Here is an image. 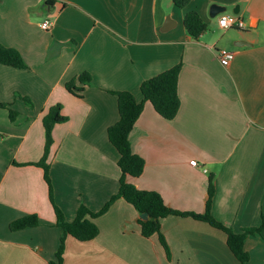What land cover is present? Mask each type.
Here are the masks:
<instances>
[{"label": "crops", "instance_id": "0c3cea01", "mask_svg": "<svg viewBox=\"0 0 264 264\" xmlns=\"http://www.w3.org/2000/svg\"><path fill=\"white\" fill-rule=\"evenodd\" d=\"M214 4L246 29H221L219 16L210 15ZM190 11L207 25L197 39L184 27ZM45 21L49 30L41 28ZM0 43L19 51L27 66L0 64V104L7 105L0 107V264H49L61 244L44 170L32 165L44 155L48 111L61 104L68 119L53 130L47 162L55 203L72 221L80 206L98 212L119 190V154L108 129L120 115L110 91L141 101L142 83L178 64L179 113L165 120L145 103L130 135L145 168L129 182L197 214L206 212L212 183L217 221L236 233L262 226L264 0H192L185 9L173 0H0ZM222 49L235 54L228 67L217 57ZM83 73L92 84L77 97L66 84ZM32 214L39 226L11 231L12 222ZM141 219L117 200L95 220L94 240L66 237L63 264H242L227 234L207 222L161 219L168 256L158 235H142ZM244 248L245 264H264V228Z\"/></svg>", "mask_w": 264, "mask_h": 264}, {"label": "trees", "instance_id": "16d2710c", "mask_svg": "<svg viewBox=\"0 0 264 264\" xmlns=\"http://www.w3.org/2000/svg\"><path fill=\"white\" fill-rule=\"evenodd\" d=\"M192 0H173L174 4L185 9ZM184 27L192 38H199L207 30V25L202 20L200 14L196 11H190L185 14ZM0 64L18 68H27L24 59L19 51L8 48L0 43ZM181 71V64L145 81L141 85V94L143 100L139 101L134 94L128 91H110L118 97L119 121L108 129V136L111 144L119 154L118 167L121 171L120 186L118 192L113 195L104 207L98 212H92L84 205L80 206L76 217L68 221L63 211L57 206L54 200V190L50 176V166L47 162L51 147L54 143L53 130L57 124L66 122L68 119L62 114V105L58 104L52 107L43 118L45 129V151L40 162L32 164L43 168L45 181L49 189V198L53 205L56 215V225L63 230V237L56 259L49 264H63L65 252V239L72 236L81 242L94 240L99 235V228L95 220L103 216L110 207L119 199H124L133 205L140 213H147L148 220H140L142 235L146 238L158 235L162 246L167 255H170L169 246L161 232V219L168 216L192 217L199 221L209 223L211 226L224 231L228 237V245L235 257L245 264L249 260V255L245 251L244 244L248 236L262 233L264 228V219L261 227L245 228L240 233H236L232 228L227 227L217 221L211 214L212 198L214 196V186L210 183L209 200L207 202L206 212L197 214L194 212H182L168 207L163 197L154 191L138 189L129 178L140 177L145 168V160L134 153L130 141V135L144 112L145 103L149 102L155 111L165 120H173L177 117L181 108V99L178 93V81ZM92 84V77L88 73H83L77 79L66 84L67 90L77 96L82 97L85 88ZM29 106L32 102L25 98ZM1 108H7V105L0 104ZM17 113L10 110V119L15 120ZM40 225L38 215L32 214L18 219L10 224L11 231H20L26 228L37 227Z\"/></svg>", "mask_w": 264, "mask_h": 264}, {"label": "built area", "instance_id": "2783aa9c", "mask_svg": "<svg viewBox=\"0 0 264 264\" xmlns=\"http://www.w3.org/2000/svg\"><path fill=\"white\" fill-rule=\"evenodd\" d=\"M219 26L223 30L229 29H246L244 21L238 17L237 15H229L226 13H222L219 15ZM41 28L43 30H49L51 28V23L49 21H45L41 24ZM217 57L220 63L224 67H228L235 58V54L232 51L228 50H218ZM192 166H197V161H191Z\"/></svg>", "mask_w": 264, "mask_h": 264}, {"label": "water", "instance_id": "95a60500", "mask_svg": "<svg viewBox=\"0 0 264 264\" xmlns=\"http://www.w3.org/2000/svg\"><path fill=\"white\" fill-rule=\"evenodd\" d=\"M226 11H227L226 7L214 4L211 6L210 15L212 18H215V17L219 16L220 14L225 13ZM236 44L238 46L250 45L248 43H243V42H238ZM141 218L145 221L148 220V214L147 213L141 214Z\"/></svg>", "mask_w": 264, "mask_h": 264}]
</instances>
